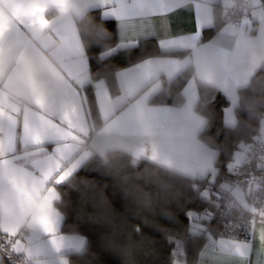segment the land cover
<instances>
[{
	"label": "snow or ice",
	"instance_id": "1",
	"mask_svg": "<svg viewBox=\"0 0 264 264\" xmlns=\"http://www.w3.org/2000/svg\"><path fill=\"white\" fill-rule=\"evenodd\" d=\"M144 164L168 264H264V0H0V264L86 255L62 189Z\"/></svg>",
	"mask_w": 264,
	"mask_h": 264
},
{
	"label": "trees",
	"instance_id": "2",
	"mask_svg": "<svg viewBox=\"0 0 264 264\" xmlns=\"http://www.w3.org/2000/svg\"><path fill=\"white\" fill-rule=\"evenodd\" d=\"M218 125L216 121L210 127V135ZM249 126L258 127L252 121ZM222 141L221 137L217 143ZM78 178L97 183L61 191L63 231L76 232L89 241L87 254L70 257L72 264H168L167 234L182 232L187 224L176 212L189 203L176 195L183 188L147 164L138 171H80Z\"/></svg>",
	"mask_w": 264,
	"mask_h": 264
},
{
	"label": "crops",
	"instance_id": "3",
	"mask_svg": "<svg viewBox=\"0 0 264 264\" xmlns=\"http://www.w3.org/2000/svg\"><path fill=\"white\" fill-rule=\"evenodd\" d=\"M185 24V17L183 15L181 16H177L175 19H174V22H173V26L174 27H181ZM259 227V225H258ZM66 234H71V233H66Z\"/></svg>",
	"mask_w": 264,
	"mask_h": 264
}]
</instances>
